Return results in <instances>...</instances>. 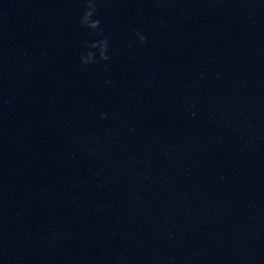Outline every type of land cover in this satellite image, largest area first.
<instances>
[{
  "label": "clouds",
  "instance_id": "obj_1",
  "mask_svg": "<svg viewBox=\"0 0 264 264\" xmlns=\"http://www.w3.org/2000/svg\"><path fill=\"white\" fill-rule=\"evenodd\" d=\"M84 5V11L79 21L80 26L88 29L91 32H95L98 36H102V30L97 32L100 21L98 19H92L96 13L95 0H84ZM134 35L137 37V40L140 44H144L146 42V37L140 33L137 32L134 33ZM85 47L88 48L89 51L86 54L81 55L80 63L82 65L89 66L109 60L107 39L94 41L90 44H87Z\"/></svg>",
  "mask_w": 264,
  "mask_h": 264
}]
</instances>
